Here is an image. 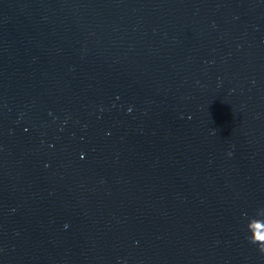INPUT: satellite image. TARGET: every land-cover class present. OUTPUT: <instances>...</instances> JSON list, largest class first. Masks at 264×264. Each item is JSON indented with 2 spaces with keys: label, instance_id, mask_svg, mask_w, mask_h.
<instances>
[{
  "label": "water",
  "instance_id": "95a60500",
  "mask_svg": "<svg viewBox=\"0 0 264 264\" xmlns=\"http://www.w3.org/2000/svg\"><path fill=\"white\" fill-rule=\"evenodd\" d=\"M258 247L264 0H0V264Z\"/></svg>",
  "mask_w": 264,
  "mask_h": 264
},
{
  "label": "clouds",
  "instance_id": "9594fccd",
  "mask_svg": "<svg viewBox=\"0 0 264 264\" xmlns=\"http://www.w3.org/2000/svg\"><path fill=\"white\" fill-rule=\"evenodd\" d=\"M251 243H254V244H256L257 246H259V244H260L259 241H255V240L251 241ZM258 249H259V251H260L261 253H264V248H259V247H258Z\"/></svg>",
  "mask_w": 264,
  "mask_h": 264
}]
</instances>
